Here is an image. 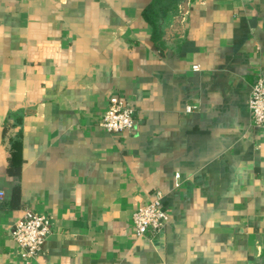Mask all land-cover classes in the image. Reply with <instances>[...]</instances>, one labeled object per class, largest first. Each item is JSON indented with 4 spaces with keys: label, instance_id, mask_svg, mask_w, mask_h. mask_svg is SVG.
<instances>
[{
    "label": "crops",
    "instance_id": "0c3cea01",
    "mask_svg": "<svg viewBox=\"0 0 264 264\" xmlns=\"http://www.w3.org/2000/svg\"><path fill=\"white\" fill-rule=\"evenodd\" d=\"M153 1L0 0V264H264V0H160L155 36ZM112 95L134 132L99 126ZM155 190L168 224L136 238ZM25 211L51 218L29 262L10 239Z\"/></svg>",
    "mask_w": 264,
    "mask_h": 264
},
{
    "label": "built area",
    "instance_id": "2783aa9c",
    "mask_svg": "<svg viewBox=\"0 0 264 264\" xmlns=\"http://www.w3.org/2000/svg\"><path fill=\"white\" fill-rule=\"evenodd\" d=\"M186 12L179 10L174 30L183 33ZM198 71L197 66L192 67ZM248 112L251 125L264 130V71L258 73L256 83L252 86L248 99ZM136 111L127 99L112 95L103 113L99 126L110 135L124 132L132 133L136 128ZM4 194L0 191V201ZM164 193L153 191L147 202L137 208L132 215V234L136 238L155 237L168 224V215L163 206ZM51 233V218L44 214L25 211L14 223L10 231V239L17 253L26 261L42 255L43 245Z\"/></svg>",
    "mask_w": 264,
    "mask_h": 264
},
{
    "label": "trees",
    "instance_id": "16d2710c",
    "mask_svg": "<svg viewBox=\"0 0 264 264\" xmlns=\"http://www.w3.org/2000/svg\"><path fill=\"white\" fill-rule=\"evenodd\" d=\"M160 0H154L145 10H144V17L145 20L152 26V29L154 31L157 30L156 22H157V11L160 10ZM8 174L11 177H14V179H18L20 175V166H10L8 168ZM20 197H21V190L19 183L16 182V184L12 188L11 192V199H10V208H18L20 206Z\"/></svg>",
    "mask_w": 264,
    "mask_h": 264
}]
</instances>
